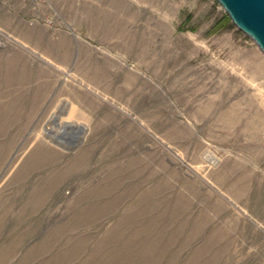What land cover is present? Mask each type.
Wrapping results in <instances>:
<instances>
[{"label":"rangeland","instance_id":"374dc122","mask_svg":"<svg viewBox=\"0 0 264 264\" xmlns=\"http://www.w3.org/2000/svg\"><path fill=\"white\" fill-rule=\"evenodd\" d=\"M0 264H264V53L217 0H0Z\"/></svg>","mask_w":264,"mask_h":264},{"label":"water","instance_id":"95a60500","mask_svg":"<svg viewBox=\"0 0 264 264\" xmlns=\"http://www.w3.org/2000/svg\"><path fill=\"white\" fill-rule=\"evenodd\" d=\"M232 22L264 53V0H217Z\"/></svg>","mask_w":264,"mask_h":264},{"label":"built area","instance_id":"2783aa9c","mask_svg":"<svg viewBox=\"0 0 264 264\" xmlns=\"http://www.w3.org/2000/svg\"><path fill=\"white\" fill-rule=\"evenodd\" d=\"M28 1H33L34 2V1H39V0H28Z\"/></svg>","mask_w":264,"mask_h":264}]
</instances>
